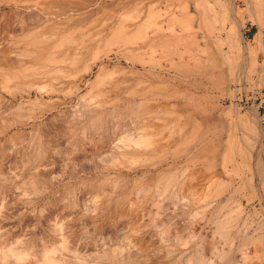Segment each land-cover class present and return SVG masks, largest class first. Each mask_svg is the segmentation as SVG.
I'll return each instance as SVG.
<instances>
[{"label":"rangeland","instance_id":"1","mask_svg":"<svg viewBox=\"0 0 264 264\" xmlns=\"http://www.w3.org/2000/svg\"><path fill=\"white\" fill-rule=\"evenodd\" d=\"M153 2L157 6V15L153 22L142 24L148 19L147 8ZM254 2L261 9L258 21L248 12L250 3ZM58 4L64 6L60 7ZM226 4L234 6L245 44L241 37L237 40L238 44L234 45L228 38L231 24L225 20L222 10ZM185 12L195 16V19H190L192 22L188 33L195 35L199 41L206 37L208 42L213 41L217 45L216 50H213V57L224 63L222 83L212 87L208 78L195 73L183 74L171 67L169 60L163 59L158 48L155 50L146 47L143 50L145 62H138L136 52H130L129 47L135 43L141 45L144 38L129 43L124 48L114 44L108 51L105 62L109 66L117 62L125 67L124 73L115 76L116 79L123 80L108 94H131L132 83L135 84L140 79L145 80V83L147 80L148 83L153 74L159 75V79L174 80L178 88L188 90L190 100L198 102L197 108L206 116L209 115L217 137L216 143H220L219 159L227 171L234 163L230 153L233 147L230 148V145L237 135L236 131L233 134V128L239 126L233 116L237 107L243 119L249 115L255 121L252 122V127L255 140L262 138L264 169V0H0V55L5 52L3 57L14 63L19 60L32 62L34 53L45 55L50 51L52 43L63 32L68 31L77 38L86 36L88 39H84L87 40L84 42L85 46L102 47L110 37L111 30L120 21L121 14L125 16L128 28L143 29L146 32V41L156 37L154 30H161L162 32L156 33H161L162 38L176 37L182 33L177 19ZM197 13L201 16L200 21ZM34 37L37 43H33ZM223 38L226 40L222 43ZM202 50L206 51L204 45L197 48L198 57L202 55ZM244 54L246 62L243 60ZM189 57L190 54L185 59ZM174 60L177 61L178 57ZM237 65L239 81L235 82ZM43 69L44 66L37 74L27 75L25 79L10 81L8 88H0V247L26 248L33 255L26 259L25 264H41L39 259L42 249L57 245L60 236L64 234L67 236L68 246L66 250H58L57 255L66 258L69 264H84L83 261L85 264H122L118 255L110 250L102 253V242L107 240H102L104 238L99 230L100 224L90 219L95 192L114 189L119 193L122 187L130 192L123 199L127 213L142 214V234L150 245V249L144 251V254L149 255L147 257L151 264H196L197 261L200 264H264V207L252 181L256 161L246 148L242 149L243 160L250 161L252 166L245 171L244 180L249 178L252 184L250 187L245 184L244 191L247 196L250 194L249 190L254 193L249 201V209L252 214L256 212L255 218L262 237V248L257 254L252 252L248 239L255 223H244L241 211L236 214L225 209L221 213L213 211L215 214H210L212 210L208 209L206 213L210 219L204 223L199 214L185 212L178 205L174 207L165 204L163 208L158 207L160 196L152 190L156 189L154 184L158 180L157 173L168 165L166 159L158 164L150 162L130 169L121 168L122 175L130 178L148 173V181L141 183L138 188L133 185L134 180L120 181V187L118 182L115 187L110 186L114 172L103 170L100 173L97 170L102 160L110 154L109 150L116 149L122 139L131 136L138 123L143 119L147 121L158 117L166 120L169 116L167 113L156 110L148 114L149 117L146 114L140 118L126 115L120 122L113 123L112 116L115 112L112 109H85L81 112V120L76 121L78 118L74 107L78 103L77 96H64L60 92V97H57L52 91L39 90L37 85L28 86L31 81L48 80L51 77L48 66ZM96 70L97 67H94L90 74L84 75L80 83V94L89 91V83L94 79ZM132 70L135 72L132 73ZM153 95L150 98L153 99ZM141 97L145 98L143 93ZM170 99L181 100L177 95L155 100L164 104L172 102ZM255 114L260 124L259 133ZM5 121L8 122L7 125L4 124ZM101 154L103 158L98 160ZM175 164L180 167H176V185L171 188L172 191L179 188L180 181L187 174L184 171L185 165H182L183 156L177 158ZM114 170L119 171L118 168ZM149 180L151 182L146 184ZM261 191L264 196L263 182ZM120 200L115 195L108 207ZM155 212L163 217L153 221L150 215ZM166 214L169 218L164 217ZM119 222L121 225H105V229L110 232L108 236L122 244L125 237L123 224L127 225L128 222L125 219H119ZM107 234L105 232L104 236L107 237Z\"/></svg>","mask_w":264,"mask_h":264},{"label":"bare ground","instance_id":"2","mask_svg":"<svg viewBox=\"0 0 264 264\" xmlns=\"http://www.w3.org/2000/svg\"><path fill=\"white\" fill-rule=\"evenodd\" d=\"M154 3L155 2H153V5L149 4L150 8H147L148 19L143 21L142 24H147L148 22L151 23L156 17L158 11L156 9L157 6L155 7ZM232 5L233 4H226L222 9L225 20L231 24L228 38L234 45L241 37L243 43L245 44L244 37L240 32L241 26L239 19L235 15V11L233 9L234 6L232 7ZM58 6L63 7L64 5L58 4ZM53 7H57V5H53ZM167 8L169 9V7ZM135 9L133 10L135 11ZM248 12L256 21L259 20L261 16V9L257 6V3H250ZM141 13L140 16L142 18ZM193 14H186L185 12L181 18L179 17L177 19L181 26L182 33H187H181L176 37L162 38L160 36L161 33H156V31H162L154 30V35L156 37L152 40L146 41V32L143 29H135L134 27V29H131V27L128 28L127 23L124 20L125 16L121 14L122 17L118 15L121 17L119 19L120 21L116 23L114 28L112 27L113 29L111 30L110 37L106 39L102 47H100V45L95 47H89L88 45L85 46L84 42L87 40L84 39L87 38L86 36L77 38L70 34V31H68L63 32V34L52 43L50 51L45 55L42 56L34 53L35 58L32 62L19 60L14 63L6 60V58L3 57L5 52H2V60L0 55V88H8V83L10 81L17 79L19 81L20 78L25 79L27 75L37 74L41 67L44 66L45 69V67L48 66V73L51 77L48 80H34L30 83L27 82L28 86L37 85L39 90L52 91L57 97H60V92L64 96H77L78 103L76 107H74L77 113L76 118H78L76 121L81 120V112L85 109L97 110L99 108L105 111L112 109L111 111L115 112V115L112 116V118H114L113 123L120 122V120L125 118L126 115L127 117L140 118L144 117L146 114L148 115L150 113H154L156 110L167 113L169 116L166 120L162 119V117H158L157 119L150 118L147 121L143 119L141 123H138L136 130L134 129L135 132H132L131 136L129 135V137L126 136V138L122 139L116 149L109 150L110 154L104 159V161L102 160V163H100L98 166L99 169L97 170H99L100 173L103 170L107 172L111 170L114 172V178L110 182V186L115 187L118 182L120 187V181L129 182L134 180L135 184L133 182V185L138 188L141 183L148 181V173H142L139 176L130 178L127 175H122L123 173H121V168L124 167L130 169V167H139L150 162L151 164H158L159 161L166 159L168 161V165L162 171L157 173L158 180L154 184L156 189L152 190L157 192L158 196H160L158 207L163 208L165 204L173 205L174 207L178 205L182 210L184 209L185 212H193V214L197 215L199 214L200 220L204 223H207L210 219L207 216L208 213H206L208 212V209L212 210L210 214L216 211V213H221L225 209L236 214L241 211L240 215L243 214L244 223H255V228L248 239L252 252L257 254V252L260 251L262 237L260 233L261 230H258V221L255 218L257 216L256 212L254 211V214H252L249 209V201L253 198L254 193L249 190L250 194L248 193L249 195L247 196L244 191L245 184L248 187L252 184L250 182L251 179L246 178L244 180L245 171L249 170L250 165L252 166V164H250V161H244L242 156V149L246 148L250 156L256 161L253 169L252 181L255 186L254 189H256L259 199L264 207V196L261 191V184L262 182L264 183V169L262 165L263 142L261 137L258 141L255 140L254 129L252 127V122L255 121L252 120V116L247 115L246 119H243V117L238 113L239 109L237 107L234 109L233 116L234 119L238 121L239 126L238 128H233V134L235 131L237 132L235 139L230 145V148L233 147L232 151L230 150V153L234 163L227 171L219 159V142L217 141L218 143H216L217 137L214 135V128L210 124L209 115L206 116L202 110L197 108L198 102L195 101L194 103L190 100L187 95L188 90L184 87L183 89L178 88L177 85H175L174 80L172 81V79L166 78L159 79V75L153 74L151 78L148 79V83L147 80L145 83V80L143 81V79H140L142 82H140V80H135L136 83H132L133 85H130V88H132L130 92L131 94H108L113 87L116 88L123 80L122 78L121 80H118L119 78L116 79L115 76L118 75V73L120 75L125 72V67L120 65L121 63L116 62L112 64V66H109V64L105 62V59L108 58L109 55L108 51L113 48L112 46L114 44L118 47L124 48L129 43L140 41L144 38L145 40H142L141 45L138 46L137 43H135L136 45L131 44V47L128 46L130 48V52H136L135 55L137 56L136 60L138 62H145V51L143 50L147 49L146 47H150L152 49L158 48L160 50V54L163 56V59L169 60L170 66L175 67L183 74L195 73L196 75L208 78L211 80L210 83L212 87L217 86L220 82L222 83L224 78V63H221L218 58L213 57V50H216L217 45H215L213 41L208 42V38L206 37H202L199 41L195 38V35L188 33L192 22L190 19H195ZM128 15L131 14L128 13ZM197 19L200 21V14L197 15ZM114 24L115 22L113 25ZM109 33L110 31L108 34ZM225 40L226 38H223L222 43L225 42ZM89 41L91 42L92 40L90 39ZM100 41L101 40H99V42ZM192 42H195L196 44H190ZM33 43H37L36 37L33 38ZM100 44H102V42ZM202 45H204L206 51L202 50V55L198 57L196 50L198 47L201 48ZM22 54L25 55V52L22 51ZM188 54H190L189 59H185V56ZM177 57L178 60L175 61L174 59H177ZM243 58L246 62L245 54ZM94 67H97L94 79L90 83L87 82L90 87V89L88 88L89 91L80 94V83L82 78L85 74H90ZM238 69L239 65L235 68V82L239 81ZM132 71V73L135 72L134 70ZM141 93L145 96L144 99L141 97ZM151 94H155L153 95V99L150 98ZM176 95L179 96L181 100L170 99L172 102H166L164 104H159L160 102H156L155 100L160 97H170ZM129 97L132 98L129 99ZM37 100L38 97L35 98V101ZM149 116L150 115L147 117ZM256 118V129L259 133L260 124L257 115ZM69 122L71 123V120H69ZM4 124L7 125L8 122L5 121ZM120 138H122V136ZM182 156V165H185L184 171L187 174L180 181L179 188L176 191H172L173 189L171 188L176 185L174 175L175 170L176 167H180V165L177 166V164H175L176 159ZM102 158L103 155L101 154L98 157V160ZM114 168H118L119 171H115ZM150 182L151 181L149 180L146 184H149ZM146 186L149 187V185ZM120 188L121 190L119 193L114 189H102L95 192V202L92 209L93 214L90 216V219L100 224L99 230L104 238L101 239L107 240V243L104 241V243L102 242V244H104L101 246L102 253H106V250H110V252L118 255V258L123 261L124 264H151L149 257H147L149 255L146 256L144 254V251L150 249V245L147 238H145L144 234H142V223L140 221L142 214L141 212H134V214L127 213L124 208L125 205H123V199L130 192H126L122 187ZM115 195L121 198V200L119 202L116 201L113 203V206L108 207L113 198H115ZM222 214L220 215L222 216ZM150 217L153 221H157L163 216L155 212L151 214ZM164 217L169 218L167 214ZM119 219H125L126 223H129V225L128 223L127 225L123 224L125 237L123 238L124 243L122 244H118L112 236H108L110 235V232L105 229V225H121ZM262 226L264 229V222H262ZM105 232H108L107 237L104 236ZM109 240L111 241L108 242ZM58 242L59 243L57 245H51L42 249L39 263L69 264V261L66 258L57 255L58 250H66L68 246L67 236L64 234L61 235ZM30 255H33V253L26 248L16 249L12 247H0V263L3 264H9L10 262L25 264L26 259L30 258ZM199 256L202 257V255ZM199 256L197 255V257ZM189 259L191 258H188V260ZM202 260L203 259H201V261ZM83 262L84 264L86 263L85 261ZM197 263H199V261H197ZM202 263L204 262L202 261ZM241 263L245 264L243 262Z\"/></svg>","mask_w":264,"mask_h":264}]
</instances>
